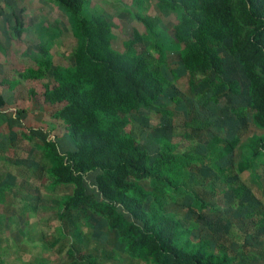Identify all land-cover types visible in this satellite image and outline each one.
Here are the masks:
<instances>
[{"label": "trees", "instance_id": "1", "mask_svg": "<svg viewBox=\"0 0 264 264\" xmlns=\"http://www.w3.org/2000/svg\"><path fill=\"white\" fill-rule=\"evenodd\" d=\"M51 1L71 15L79 39L73 63L54 66L41 44L34 59L39 69L18 72L25 82L47 77L41 91L30 86V103L4 111L3 120L10 140L17 125L37 143L50 162L52 184L70 188L60 216L82 212L96 235L103 228L147 264H264V202H251L250 185L239 179L248 171L264 188V0H156L159 10L175 15V24L167 29L157 16L137 12L148 38L134 30L121 51L112 46L108 21L88 13L84 0ZM11 7L13 35L20 39L24 8L16 15ZM181 77L188 94L177 89ZM37 101L53 108L46 127L23 123ZM5 103L0 95V111ZM169 105L182 110L185 132L173 131ZM224 109L228 117L214 124L210 118ZM125 123L134 125L121 135ZM213 126L220 133L209 130ZM28 150L17 162L32 170L40 164L29 158L36 149ZM194 166L199 176L222 182L216 188L228 209L219 212L187 194L181 199L184 225L158 209L164 190H181L188 183L183 171ZM234 221L251 223L240 243L230 235ZM68 255L101 264L96 254L77 257L72 247Z\"/></svg>", "mask_w": 264, "mask_h": 264}, {"label": "rangeland", "instance_id": "2", "mask_svg": "<svg viewBox=\"0 0 264 264\" xmlns=\"http://www.w3.org/2000/svg\"><path fill=\"white\" fill-rule=\"evenodd\" d=\"M17 1L16 4L10 0L9 12H12L11 6H14L16 15H19V10L24 8L21 14L24 20V30L20 39L14 37L12 26L15 19L11 13L8 19L10 27L9 33L7 32L8 39L4 38V40L9 44L8 77L18 78L21 82L12 85V90L11 88L9 90L11 93H7L5 108L7 106L8 108L6 109L26 107L31 101L28 89L32 85L40 93L41 83L47 77L35 83L30 80L25 82L19 77L18 72L24 68L39 69L40 66L34 62V59L40 57L41 44L49 48L52 64L65 68L73 63V53L79 43L71 15L64 7L51 0ZM84 5L88 13L99 15L108 21L112 34V46L119 51L123 50L134 30L148 38L144 34L145 28L142 22L136 16L137 12L157 16L160 24L167 29H171L176 22L173 13L158 9L156 0H84ZM177 57V53H172L169 58L171 62H174ZM173 67L178 73L182 72L179 64H174ZM176 86L184 93H189L185 77L178 78ZM34 105L36 110L26 113L23 119L24 125L34 127L50 125L53 121L51 118L53 108L44 106L39 101ZM168 108L173 111L170 117L173 131L177 134L185 132V117L182 110L175 108L174 105H169ZM228 114V109H224L223 115L219 113L210 119H214V124L221 125ZM153 120H158L157 116H154ZM2 122H0V138L3 139L0 141V208L4 210L7 207L10 223H12L11 228L13 229L10 228L9 236L10 256L16 254L22 243L25 249L24 262H19V264H84L79 258L75 260L68 255L71 247L77 257L80 252L96 254L101 264H147L141 259L131 257L125 244L116 236L106 235L103 228L100 229L102 233L99 236L96 235V228L91 222L86 221L82 212L72 211L70 217H61V200L63 194L69 192L70 188L52 184L48 170L50 162L43 156L37 143L27 138L24 128L13 126L16 137L10 140L9 128ZM132 125L134 124L125 123L120 131L121 135L128 132ZM220 129L215 126L209 128L214 133H220ZM55 132L61 133V130ZM242 133L244 137H247L245 130ZM31 146L36 150L29 158L36 164H40L39 167H37L38 164L32 167L33 171L28 164L17 162V159H23L30 152L28 148ZM238 153L237 149V156ZM194 170L195 166L194 168L189 167V170L185 168L183 171L184 181L188 183L181 190H164L163 208L158 209L160 213L176 217L184 225L187 221L181 206V199L187 194L193 198L195 196L204 198L207 203L211 204L210 207H215L219 212H225L228 209L226 200L220 198L221 190L218 191L216 188L222 182L216 183L213 179L203 178L198 175V172L194 173ZM10 176L14 178L13 181L8 180ZM239 179L245 185H250L253 191L251 202H264V188L260 186L261 181L255 182L248 171L240 173ZM93 214L95 217L102 218V215L95 211ZM234 222L230 226V235L238 237L240 243L242 242L241 236L251 223L244 221L239 225L236 221ZM238 227H243V229L240 230ZM104 237L108 238L105 243H103L105 239L97 240V238ZM17 238L23 241L19 242ZM259 249H264V237L260 240Z\"/></svg>", "mask_w": 264, "mask_h": 264}, {"label": "crops", "instance_id": "3", "mask_svg": "<svg viewBox=\"0 0 264 264\" xmlns=\"http://www.w3.org/2000/svg\"><path fill=\"white\" fill-rule=\"evenodd\" d=\"M15 2L16 4L18 3L17 0H11V2ZM10 0H0V95L6 99L7 93L9 92L10 88L12 90V85L18 83L19 81L21 82L20 79L16 78H11L8 77L9 73V44H7L6 40L7 38V32L9 33V5H10ZM4 38L6 40H4ZM8 108V106L6 107ZM5 104L2 106L1 111H0V122L6 124L7 119L6 116L4 115V111L9 112V114H12L14 112V109L16 108H11V109H6ZM12 112V113H11ZM7 125V124H6ZM1 186V185H0ZM9 214H8V209L7 207L3 210L0 208V264H11V263H18L19 262H24V254H25V249L22 247H18V250L16 254L10 256V248H9V236H10V228L11 224L10 219H9ZM15 226V225H14ZM16 228V226H15ZM13 229V228H11ZM17 241L21 242L23 239L17 238ZM19 246V244L17 245ZM20 248V249H19ZM100 262V260H98Z\"/></svg>", "mask_w": 264, "mask_h": 264}]
</instances>
